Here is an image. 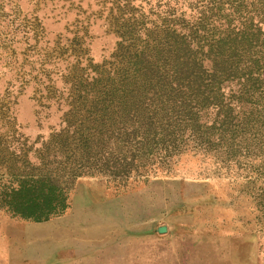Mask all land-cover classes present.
<instances>
[{
	"label": "rangeland",
	"instance_id": "obj_1",
	"mask_svg": "<svg viewBox=\"0 0 264 264\" xmlns=\"http://www.w3.org/2000/svg\"><path fill=\"white\" fill-rule=\"evenodd\" d=\"M246 27L260 31L242 46ZM177 35L226 73L167 151L128 177L89 168L45 220L2 205L27 176L65 185L81 151L58 142L94 79L163 62ZM0 264H264V0H0Z\"/></svg>",
	"mask_w": 264,
	"mask_h": 264
},
{
	"label": "trees",
	"instance_id": "obj_2",
	"mask_svg": "<svg viewBox=\"0 0 264 264\" xmlns=\"http://www.w3.org/2000/svg\"><path fill=\"white\" fill-rule=\"evenodd\" d=\"M259 31V28L252 31L246 27L242 31V46L250 45ZM176 37L168 46L163 62L153 55L135 54L130 67H120L112 75L99 74L94 79V96L89 98L87 94L80 108L84 114L78 124L68 121L65 129L68 132L74 127L72 136L75 142H70L65 130L61 133L65 137L58 142L62 149L75 143L81 151L68 171L65 185L47 174L27 176L4 196L2 205L14 214L45 220L63 212L67 206L69 182L82 172H88L89 168L100 172L111 170L114 177H128L134 166L138 168L136 163L145 159L148 150L149 154L152 149L167 151L174 143L169 137L182 126H189L185 117L193 119L201 110L200 102L215 98L219 91L218 82L224 81L226 73V70H216L212 65L205 68L208 55L200 62L197 56L192 57L193 39L187 42L191 35ZM155 48L159 50V44ZM199 49L204 50L202 46ZM170 59H175V64L171 68L164 67L165 61ZM159 83L160 90L156 88ZM140 87L149 90L138 96ZM192 103L196 104L197 112ZM125 148H130L129 156L116 154ZM92 155L100 166L83 164V156Z\"/></svg>",
	"mask_w": 264,
	"mask_h": 264
},
{
	"label": "water",
	"instance_id": "obj_3",
	"mask_svg": "<svg viewBox=\"0 0 264 264\" xmlns=\"http://www.w3.org/2000/svg\"><path fill=\"white\" fill-rule=\"evenodd\" d=\"M164 231V229H162V232Z\"/></svg>",
	"mask_w": 264,
	"mask_h": 264
}]
</instances>
